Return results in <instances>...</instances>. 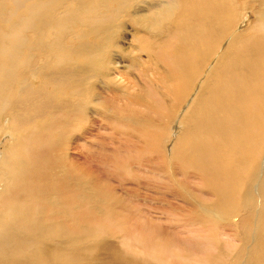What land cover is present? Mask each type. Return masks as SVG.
<instances>
[{
  "label": "bare ground",
  "instance_id": "bare-ground-1",
  "mask_svg": "<svg viewBox=\"0 0 264 264\" xmlns=\"http://www.w3.org/2000/svg\"><path fill=\"white\" fill-rule=\"evenodd\" d=\"M0 264H264V0H0Z\"/></svg>",
  "mask_w": 264,
  "mask_h": 264
},
{
  "label": "rangeland",
  "instance_id": "rangeland-1",
  "mask_svg": "<svg viewBox=\"0 0 264 264\" xmlns=\"http://www.w3.org/2000/svg\"><path fill=\"white\" fill-rule=\"evenodd\" d=\"M244 8H247L248 9V7H244ZM242 10L243 9H240L239 10V14L242 12ZM247 18H248V16L251 14V12H250V9H248V13H243ZM127 40H128V36H127ZM127 78H131L130 76L129 77H127ZM130 80V79H129ZM131 80H132V78H131ZM88 127H93L92 125H89ZM95 130H94V132L96 133V132H100V133H107V132H110V129H108L107 127H104V128H100V129H97V127H93Z\"/></svg>",
  "mask_w": 264,
  "mask_h": 264
}]
</instances>
